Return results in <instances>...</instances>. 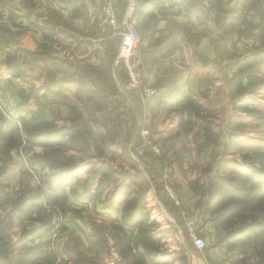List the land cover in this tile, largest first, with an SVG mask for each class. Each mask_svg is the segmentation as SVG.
<instances>
[{
  "label": "crops",
  "instance_id": "obj_1",
  "mask_svg": "<svg viewBox=\"0 0 264 264\" xmlns=\"http://www.w3.org/2000/svg\"><path fill=\"white\" fill-rule=\"evenodd\" d=\"M107 2L117 23L103 34L97 22ZM127 31L143 52L141 83L154 90L145 99L117 61ZM68 47L71 58L62 53ZM151 144L165 149L190 209L194 200L220 202L205 187L230 181L227 173L253 176L251 168L240 170L239 155L264 150V0H0V234L22 235L23 248L31 246L27 237L41 228V214L34 213L42 202L37 187L47 193L65 184V204L90 208L93 195L82 191L90 184L95 192L93 172L102 162L130 174L150 170L158 182L161 166ZM136 147H144L154 164L144 166ZM51 154L57 157L51 163H38ZM60 156L71 157L72 165L62 166ZM70 185L78 197L69 195ZM165 198L157 214L160 225L166 215L171 238L182 232L171 228L176 218ZM46 202L54 206L51 197ZM195 212L206 248L194 252L168 240V252L183 247L187 264H248L242 258L248 249L232 263L227 245L246 242L257 251L254 235L220 241L208 213ZM75 219L76 230L90 232L80 216ZM45 258L30 261L43 264ZM14 260L0 247L2 263Z\"/></svg>",
  "mask_w": 264,
  "mask_h": 264
},
{
  "label": "rangeland",
  "instance_id": "obj_2",
  "mask_svg": "<svg viewBox=\"0 0 264 264\" xmlns=\"http://www.w3.org/2000/svg\"><path fill=\"white\" fill-rule=\"evenodd\" d=\"M141 53L143 56L142 50ZM258 147H260V145ZM138 148L140 147L135 148L136 153ZM163 150L161 149L156 151L155 152L156 157H154L156 161L155 165L161 166L160 174L158 175L159 177L158 182L152 181V179L150 178L151 175L150 170L146 169V174L143 175L144 178L142 176L143 173L141 172L135 173V174H139L140 178H142L141 187L145 188L146 195L147 192H149V190L151 189L150 194H148V196L146 197L143 212H141V215L139 217L140 220L143 221L142 225L136 221L134 222L131 221L129 225H126V223L122 220V214L123 211H125L126 206H125V202H122L123 201L122 197L118 196L119 190L116 189L115 183L110 184L105 190H103L98 195H96V193L93 192L90 193L88 191L89 192L88 194L93 195L92 198L89 199V201L90 200L92 201L91 207L88 208L89 205L87 203L80 210L75 208L73 205L65 204L67 199V196L64 193V191L66 192V190H63L66 187L65 184L58 185V188L56 187L52 188L47 193L43 192V190L39 191V188L37 187L35 189V192H37L36 195L37 197L40 196V198H42L41 200L43 203L41 202L40 206L37 205L34 207L35 210L34 213L37 214L39 212L41 214L40 220L43 221L45 224L43 226V230L46 226L48 228L47 231L45 229L46 232L43 231L45 233L41 234V237L42 238L48 237V238L47 239L44 238L43 240L36 241V239H40L37 238L39 235H37L36 233H32V235H30L31 237H27L31 241L29 243L31 246L23 248L25 246L23 245V242L21 240L22 235H18V236L13 235L11 236L12 237L11 238L8 235L1 234L3 238L0 241V244L2 243L4 245V241H7L8 257L9 258L15 257L13 264H25L26 261L28 262V260L29 261L31 259L37 260L38 256L36 254L32 256L31 255L21 256V255L23 252L38 251L41 248L42 250H44L45 252L44 256H46L47 258L44 259L43 264H51V263L52 264H123L122 261L123 259H127V260L130 259V263L132 264H138V263L155 264V262H151L153 258H155V260L157 261L156 264H159L158 261H160V258L163 260L164 264H187V262H185L184 259L182 258V255H185L187 258V255L185 254V250L183 249V247L168 252L167 251L168 247H165L164 245L168 240L172 241V244L175 242L178 243L179 241H182L187 244L186 248L191 246L190 250L193 249L194 252H197L193 244V241L189 235L187 225L185 224V222L189 220L188 218H190L191 220L194 219V216L197 214V212H195L196 208H198L200 213L206 212V209L208 208V204H207L208 199L207 200L201 199L199 201L194 200L190 202V205L195 207L194 209H192V207L190 209L187 203H185V205H183L182 203V206L180 208L177 207L175 208L172 204L167 203L168 206H166L165 208L177 219V220L174 219L175 223L172 221L171 225L175 224V226L173 225L171 228L176 230L179 229L182 232L181 235L180 233L176 235L174 234L171 238H167L166 234L170 229L167 230L168 224L166 223L168 222V220L166 222V215L164 217V220L161 219L162 221L160 225V220L158 219V214H157L159 213V211L163 210L161 202H164L165 201L164 199H166L164 189L162 188V172L166 166H169L173 169L174 185L180 188L182 199H183L184 189L178 183L177 176L175 175L174 166L173 164H171V161L168 160L167 156H165L166 153H163L165 152ZM259 152H264V150L261 147L260 149L259 148L255 149L253 147L250 153L247 152V154L242 156L240 154L239 158H241L240 162L243 166L240 170L244 171L245 168H252L250 167L251 164H256V166H259L261 169H264V164H260V162L251 163L252 159L249 160L246 158L247 156H253L255 153H259ZM144 155L142 154L139 156L140 161L143 165L145 163L148 166L150 164L149 159L148 157H144ZM109 158L111 159L112 157L110 156ZM124 160H126V157L120 155L119 161H124ZM131 162L132 161H130V163ZM153 164L154 163L150 165ZM130 168H134L135 170V167H131V165ZM124 170H126L124 167H121V169L117 168V175H119L120 177H122V175H131L130 172H124ZM226 177L230 179V181H234L236 179L241 180V178H246L238 173L236 174L232 173V175L231 173L230 174L227 173ZM120 181H123L125 184H130V181L125 180L124 178L121 179ZM72 186L73 185L69 186V195L72 198L78 197L75 191L76 189ZM251 186L253 187L254 185L248 181L247 185L244 186V188L249 189V187ZM116 190L118 192H116ZM137 190H139V187H137ZM205 190L208 191V187H205ZM86 193H87V189L86 190L83 189L82 195ZM196 193L201 195L202 189L201 188H199V190L197 189ZM226 193L229 195L231 192L229 191ZM49 197H51L52 199L51 204L54 205L52 207L50 205V202H46V199H49ZM58 198L61 201H59ZM156 199L157 202L153 204L152 203L153 200ZM214 200L217 201L216 209H221L222 204L219 203V200L216 198H214ZM182 202H184V200H182ZM98 204H100V206L97 208ZM49 209H52V211L47 212ZM106 210H110L109 213H105ZM41 211L43 212L41 213ZM78 216H80L83 223L87 227H89L90 232H88L87 234L82 232L80 228L76 230L75 227H77V225L74 223V220H76L75 218H77ZM59 218H60L59 227L58 226L55 227V225H52V222H55ZM68 220H71L70 222L71 227L69 226V228L66 225H64V223L68 222ZM138 228H145V232L147 235L145 238V242L147 244H150V246L148 247V249L146 248L147 252H145V254L143 255L140 254V256L137 255L126 256L127 244H125V239L123 238L122 235L125 232L127 234L132 232V234H134L136 233ZM123 230H125L124 233ZM173 233L174 232H172V234ZM223 235H224L223 230H220L218 234L216 233V237L218 238H221ZM14 237L16 238L15 240ZM203 237L206 239L207 234L205 233ZM12 240L14 244L12 243ZM261 240H263V238L259 237L258 242ZM209 241H211L210 238ZM133 242H136L135 239L134 240L132 239L129 242V249H131L130 251H132L133 248L137 249L138 245L140 244L139 242L137 243H133ZM36 243H38V245ZM153 244H154V251L152 249ZM246 244H247L246 242H237L236 244L233 243V245H230L232 246V248H230L229 260L232 263H234L236 260L238 261L239 258L234 260V257L241 248H246L248 249V251L245 252L246 255H243L242 257L243 260L247 259L248 264H252V263L263 264L259 261V259L257 261L254 259L256 257L254 253L259 255L261 249L259 251L254 250L252 252L250 246L248 245L249 246L248 247ZM40 245H42V247ZM150 257H152V259H150ZM251 258H253L252 262L250 261ZM0 264H2V261H0Z\"/></svg>",
  "mask_w": 264,
  "mask_h": 264
},
{
  "label": "trees",
  "instance_id": "obj_3",
  "mask_svg": "<svg viewBox=\"0 0 264 264\" xmlns=\"http://www.w3.org/2000/svg\"><path fill=\"white\" fill-rule=\"evenodd\" d=\"M54 157L57 158L56 154H51L50 156H40L38 163H40V165H46V163H51ZM246 158L249 160L252 159L251 163L260 162V164H264V152L255 153L253 156H247ZM60 163L62 166H71L73 159L69 156H60ZM250 167H252L251 174L253 175L251 178H241V180L236 179L234 181L227 182L222 180L219 182L218 180H215L214 184H209V193L214 196L216 195L217 197L219 196L221 199L219 203L222 204V208L216 209V202L210 205V200L207 202L208 208L206 209V212L208 213L215 230L217 232H220V230L225 231V234L219 238L220 241L227 240L236 235H243L244 233L247 235H254L257 238L254 242V248H258L257 251L261 249L258 256L260 262H263L264 239L258 242V238L264 233V169L256 166V164H251ZM93 177H98L94 192L96 195L100 194L110 184L115 183L116 189L119 190V192L116 190V192H118V196L122 197V202H125L126 208L125 211H123L122 220L126 223V225H129L131 221L139 222L141 225L143 224V221H141L139 217L144 209L146 190L141 187L142 180L137 174L122 175V177H120L117 175V171L115 169L102 162L93 172ZM123 178L125 180H129L130 184H125L123 181H120ZM248 181L252 184H256V187L251 186L249 189L244 188ZM89 186L90 184L86 188L87 193H89ZM137 187H139V190H137ZM229 191L231 193L228 195L226 192ZM167 203L172 204L175 208L177 207L168 198ZM40 223L41 228H38L31 233H36L40 236L48 230L47 226L43 230V226L45 225L43 221L40 220ZM124 231L125 230H123V233ZM124 234L122 236L125 239V244H127L126 256H140V254L143 255L147 252L150 244L145 242V238L147 236L145 228H138L134 234H132V232L129 234L125 232ZM2 238L3 237L0 234V241ZM132 239H135L136 241L133 243L139 242L142 246H144L143 251H130L129 242ZM231 244L232 242H228L229 249L232 247L230 246ZM7 246V241H4V245L2 243L0 244V247L5 249L6 255L8 256ZM152 249L154 251V244ZM35 254L39 257L42 254H45V252L28 251L23 252L21 256H32ZM154 260L155 259L153 258L151 262ZM28 263L34 264L29 260ZM2 264L6 263L3 262Z\"/></svg>",
  "mask_w": 264,
  "mask_h": 264
},
{
  "label": "built area",
  "instance_id": "obj_4",
  "mask_svg": "<svg viewBox=\"0 0 264 264\" xmlns=\"http://www.w3.org/2000/svg\"><path fill=\"white\" fill-rule=\"evenodd\" d=\"M116 14L111 3L107 2L101 7L100 17L97 22V27L101 33H106L107 30L112 29L116 26ZM63 55L67 58L70 56V48L63 50ZM117 61L120 62L127 74L129 84L134 87L139 95L145 99L154 94V90L150 87L143 86L141 83L142 77V65H143V56L139 48V44L131 32H123L122 39L119 44ZM145 133V132H144ZM152 150L154 152L159 149L151 144ZM137 154H144V147L137 149ZM162 188L164 189L166 197L174 203L177 207L182 206V194L180 188L174 185V175L173 169L169 166H166L162 172ZM60 218L55 222H52V225L59 227ZM189 235L193 241L194 246L198 250H204L207 246L205 238L199 235V231L196 225L195 220H187L186 222Z\"/></svg>",
  "mask_w": 264,
  "mask_h": 264
}]
</instances>
